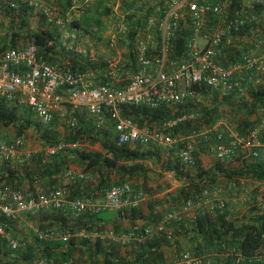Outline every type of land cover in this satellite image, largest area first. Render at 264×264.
Wrapping results in <instances>:
<instances>
[{"label": "built area", "instance_id": "obj_1", "mask_svg": "<svg viewBox=\"0 0 264 264\" xmlns=\"http://www.w3.org/2000/svg\"><path fill=\"white\" fill-rule=\"evenodd\" d=\"M137 8H148L149 0H136ZM23 7L39 14L44 22L52 27L61 28L64 20L60 16L57 0H0V18L5 8L19 11ZM246 7V8H245ZM162 9V8H161ZM129 12V13H131ZM121 11H112L109 16L113 40L129 34L127 15ZM159 16H149L146 27L139 30L136 41V71L125 85L116 86L113 82H126L119 77L118 65L109 66L110 81L96 85L89 73L75 72L68 65L49 63L41 54L37 45L27 43L17 48H7L0 54V101L8 105L30 110L42 123L50 127L64 106L69 108V128L79 124L80 113L93 118L98 128L113 123L115 140L119 145H144L164 148L174 153L185 167L195 166L196 153L202 141L213 142V151L218 159H226L245 154L257 159L264 147L261 133L264 132V114L258 128L248 135L235 133L226 140L222 129L223 118L200 130H194L187 136L173 135L171 130L180 122L192 121L196 113L185 114L173 120H167L160 126H139L123 115L124 106H145L150 109L160 107L174 108L189 102L198 104L203 91L218 93L222 98L237 96L244 99L252 89L264 88V28L260 23V14L244 6L240 12L232 13L230 6L211 0H167ZM189 23V29L183 23ZM248 27V33H241ZM262 31V32H261ZM186 33L183 50L174 53V40ZM157 34L159 42H156ZM251 37L254 40L247 52L240 54L236 61L224 62L227 50L233 49L236 37ZM204 37L205 44L199 40ZM257 48L263 52L258 54ZM264 111L260 109V111ZM84 115V114H83ZM25 136L19 135L12 141L0 138V160L13 159L23 152ZM71 148L81 144H70ZM65 144L46 147L48 155L54 156ZM83 171L68 170L65 178L69 183L48 191L14 189L11 186L0 187V236L14 253L27 248L26 242L15 239L6 229L5 220H13L22 214H40L49 210L69 212L80 215L86 212L101 213L108 210L138 208L144 200L143 187L131 183L113 186L106 193L105 201L95 203L89 197H73L70 185L87 179ZM242 179L228 184L225 188L215 185L205 188L198 196L185 200L182 206L168 212L163 219L151 225H134L126 232L106 234L95 233L100 238L109 237L122 246L131 243H144L160 235L172 222L182 229V212L189 210L225 213L228 202L220 195L227 191L233 193L243 185ZM264 182V181H263ZM35 234L40 240H68L71 234L62 233L58 228L36 227ZM82 237L85 236L81 232ZM79 235V233H78ZM77 236V235H76ZM87 236V235H86ZM223 254L229 260L214 262L210 258L184 252L177 264H243L245 256L235 248L223 246ZM255 259H264V246L261 255ZM13 264H24L14 262ZM37 264H76L72 258L55 262L40 258Z\"/></svg>", "mask_w": 264, "mask_h": 264}, {"label": "trees", "instance_id": "obj_2", "mask_svg": "<svg viewBox=\"0 0 264 264\" xmlns=\"http://www.w3.org/2000/svg\"><path fill=\"white\" fill-rule=\"evenodd\" d=\"M135 1L133 0L134 5L136 4ZM166 1L161 0L159 2L160 10L163 9ZM211 1L221 2L222 0ZM228 1H230V10L232 13L240 12L245 6V0ZM109 2L110 5H108ZM112 2L114 0H101L95 6L89 0H57V5L64 22H68V17L72 13L73 7H77L81 13L78 18H73L69 22L68 27L70 37L76 32L79 35L77 36L78 38L82 32L90 33L94 28L97 29L98 33L104 31L102 17L111 15L112 8L114 7ZM80 4L82 7H80ZM252 8L260 14L264 8V3L262 5L252 1ZM31 14L32 11L26 7H23L19 11L5 8L4 17L11 19V28L15 30L12 33L6 31L1 36L0 54L7 48H17L18 41L22 39L23 41L37 45L43 57L51 64L68 65L75 72L92 74L91 78L96 85L105 84L110 81L108 74L110 65L104 56L98 55V60H93L90 56H75L73 51L68 49L64 39H61V35L56 27L53 28L45 23L50 27L49 29L30 30L29 17ZM152 14L153 11L150 8L145 10L137 8L134 13L131 12L127 15L126 21L130 31L126 38H120L122 41L120 40L119 43L120 46H125V50L129 51V53L125 60L118 65L120 66L118 67L120 70L119 77L126 82L114 81L113 83L116 86L125 85L128 81V76L136 71L135 46L138 33L139 30L146 27V20ZM2 25L0 23V33H2L1 29L4 28ZM241 33H248V27ZM186 35L184 33L183 37H178L174 40L173 50L175 54L182 52ZM97 38L102 40L100 34H98ZM156 42H159L158 34ZM231 57L234 59V56ZM236 58H238V55H236ZM210 93L211 91L204 90L203 96L208 97ZM211 96L214 98V103L208 106H199V104H195L194 102H189L174 108L160 107L158 109H150L145 106H124L122 112L124 116L129 117L139 126H160L167 120H173L192 112L196 113L200 116L199 119L180 122L177 127L171 130L175 136H187L194 130L212 126L219 118L223 117L224 109L222 106H228L230 100L227 98L219 99L217 95L211 94ZM249 96V102L245 103L244 100L240 101V103L238 102L239 105L230 103L229 106L231 115L238 117L237 123L235 121L234 123L237 125V131L241 135H248L258 128L260 122L258 119L255 120L253 116L258 115V111L264 108V88L250 91ZM83 117L84 115L79 117V124L76 128L68 129L69 131L64 142H61L62 140L54 134L56 121L50 128H46L42 134L45 145L50 147H57L62 143H79L81 145L100 144L101 151L88 150L82 147L70 149L71 155L74 156L73 161L77 162L79 166H84L85 171H93L99 175V183L95 190L86 191L82 197H89L93 200L96 191L105 194L113 186L123 184L130 178L146 175L147 169L145 161L152 159L156 155V152L149 149L143 151L136 145H119L115 140V132H109L107 128H98L90 118ZM19 119L16 109L10 110L6 107L5 102L0 101V123L6 126L14 124L19 135L31 126L37 128L39 132L41 131V125L39 123L31 120L19 122ZM110 127L113 126L111 125ZM260 138L263 142V136ZM68 155L69 152L67 149H61L54 155L55 162L45 163L43 161L44 157L38 156L32 160H29V158L23 161L18 168L12 167L8 162L0 168V187L8 185L14 189L23 190L24 182L28 180L30 191H34L33 185L41 177L44 178L47 175L52 176L54 172L61 171L65 165H68L70 162L67 158ZM196 159L197 178L193 177L190 171L185 170L186 167L180 163L179 158L176 156L175 161H171L166 165V169L174 172L177 178H188V185L181 189L178 199L181 198L185 201L198 196L205 188H213L217 183V174H221L229 180L251 179L264 181V162H260L254 158H251L253 159L252 161L246 162L239 168H225L222 164H217L211 170L200 168L197 153ZM137 209L131 208L129 210L135 212ZM228 212L229 209L225 213L210 212L212 218L210 215L202 214L198 217L194 231L207 244H211L212 246L210 247H214L218 252L223 251V246L235 248L245 256V264H264V259H255L261 255V248L264 246V210L253 206L250 209V215H243L242 218H233ZM60 213L61 216L64 214L61 211ZM102 213L104 212L97 214L86 212L80 214L83 217L88 216L90 223L81 224L75 223V221V224L71 226L67 225V219L61 217L62 224L58 229L62 233L71 234L68 240H40L37 238L34 243L28 244L25 250L17 252L15 255L0 236V264H13L19 261L24 264H37V260L40 258H47L55 262L67 261L72 258L74 259V252L80 245L93 257L94 264H161L163 262L160 252L163 241L162 237L155 236L144 243L136 244L135 248L133 247L127 255H122L121 249L123 246L113 241V244L108 246L104 245L100 237H97L95 242H92L90 237L93 234L103 232L102 229L96 227V222L100 219L99 214L101 215ZM180 227L183 228L182 223ZM82 228L85 230H82ZM80 232L85 234L81 239L76 236ZM81 252L85 253L84 250ZM98 256L101 259H97L96 257Z\"/></svg>", "mask_w": 264, "mask_h": 264}, {"label": "crops", "instance_id": "obj_3", "mask_svg": "<svg viewBox=\"0 0 264 264\" xmlns=\"http://www.w3.org/2000/svg\"><path fill=\"white\" fill-rule=\"evenodd\" d=\"M89 1L92 4L97 5V2H100L101 0H89ZM160 1L161 0H149L148 8H150V10L153 11L152 16L155 17L159 16ZM252 1H254L256 4L259 3L262 5L264 1L263 0L244 1L247 3L244 5L249 7L250 11L257 13L255 10H253L254 8H252ZM112 3L116 4L118 9L124 13L131 12L132 9L135 7L133 0H114V2ZM108 5H110V2L108 3ZM131 5L132 7H130ZM72 9H74V7ZM58 10L60 12L59 8ZM36 14L32 12V14L29 17V24L30 22L34 23V25L36 26V30L49 29L50 27L45 24L43 18L39 14H38L39 16L37 17ZM0 22L4 26L9 22L12 23L11 19H9L8 17H3V20H0ZM260 23L262 28H264V8L260 13ZM183 28L186 30L189 29V23H187V21L183 23ZM27 43L28 42L23 41L21 39L18 41V47H21ZM199 43L201 45L205 44L204 37L200 38ZM253 43L254 40L251 37H240V36L236 37L234 48L227 50V54L223 58V61L226 63L236 61L238 59L236 58V55H238L239 57L240 54H242L243 52H247L248 49L251 48ZM256 52L258 54H261L263 52V49L257 48ZM231 56H234V59H232L233 57ZM105 57L107 58V55ZM132 74L133 73H131V75ZM131 75L128 77H131ZM90 76L92 77V74H90ZM211 94L217 95L219 99H223L221 96L218 95V93L211 91L208 97L203 96L202 98V101L206 103L205 105L207 106L212 105V103H214L213 102L214 98L211 96ZM248 98L249 97L241 99L238 98L237 96H232L230 98H227L228 100H230L228 106L227 105L222 106L226 110L225 112L226 115L224 117H221L223 118V124L220 125L221 126L220 128L222 129L225 139L227 141L230 140L231 137L238 132L237 128H234L235 126H237L235 123H234L235 125L233 123L232 125H230L227 122L229 118L231 119V122L235 121L237 123L238 120V117L231 116L230 113L231 109L229 108L230 103L238 104V102L240 103V101L248 100ZM6 107L10 110L16 109V113L20 118L19 122L31 120L39 123L41 125V131L39 132L37 128L31 126L28 129H26L22 134H20L25 136V144H24L23 152L13 159L0 160V168H2L8 162L11 164L12 167L18 168L23 161L29 158H30L29 160H32L33 158L38 156L44 157L43 161L45 163L55 162L54 156L48 155L46 151V147L48 146L45 145L44 140L42 146H39L38 144L34 145L33 143L30 142L31 135H34L35 137L39 135V137L42 138L43 132L46 130V128H50V127L45 126L40 120V118L34 115L28 109L17 108L8 104H6ZM260 113L261 112L259 110L258 115H254L253 118L255 120L258 119L259 122H262L261 117L263 115L261 116ZM83 114H84L83 118L88 117L93 121V118L90 115H88L87 113H83ZM83 114L80 113V117H82ZM69 115L70 112L68 106H64L63 109L57 115L56 125L59 126V124L62 122H66L67 124L70 119ZM199 118L200 116L196 114L195 120ZM111 125L113 126V123L108 122L107 126L104 128H107V130L109 129L108 130L109 132L114 133V128L110 127ZM209 127L211 126H207L206 128ZM18 136L19 134L17 133V129L14 124L6 126L0 123L1 139H4L6 141H12L16 139ZM65 137L63 138V140H65ZM263 139H264V135H263ZM97 145L100 146V144H95V145L84 144L81 146L86 147V149L88 150L101 151L102 149L101 148L99 149ZM70 146H71L70 144H65L63 148L65 150L67 149V151L69 152L67 158L70 160V162L68 163V165H65L61 171L54 172L52 176L47 175L44 178L41 177V179L36 181L35 184L33 185L34 190L42 189L44 191H48L53 188H57L69 183L65 178V173L68 170H72L74 172L83 171L88 176L86 180L77 181L72 184H68L70 185L71 195L73 197H82V195H84L86 191L95 190V188L99 183V175L93 171H89V172L85 171L84 166H79L77 162L73 161L74 156L71 155L72 153L70 152V149L72 148ZM131 146H135V145H131ZM136 146H139L143 151L149 149L156 152L155 153L156 155H154L152 159L145 161L146 169H147L145 176L130 178L125 182V183L127 182L131 183L139 187L140 186L143 187L146 191L145 198L135 212L129 210L130 208H123L122 210L119 211L108 210L102 213L101 215L99 214L100 219L99 221L96 222V227L103 230L102 234H106L112 231L126 232L137 224L143 226L156 224L160 222L163 219V217H165L166 214H168V212L179 209L184 202V199L180 198L181 199L180 200L178 198L180 197L179 195L181 189L184 186L188 185L187 183L188 178L182 177L181 179H179L176 177V174L174 172L168 171L166 169L167 163L171 161H175V156L177 157L174 151H170L164 148H154L144 145H136ZM197 156H198L199 166L204 170H211L217 164H222L225 168H239L240 166H243L246 162L253 160L245 154H238L226 159H218L215 155V152L213 151V142L206 143L204 141H202V143L199 144L197 150ZM256 160L260 162H264V147L260 149L259 158ZM196 167H197L196 165L192 167H186L185 170L190 171L193 177H196L198 172L196 170ZM217 177L218 179L216 185L222 186L224 188L228 184L237 182V180H229L228 178L222 176L221 174H217ZM242 180L244 181L243 182L244 184L239 185L240 187L236 188L233 193H228L227 191H224L220 195L222 199L227 200L228 209H229L228 213L233 218H242L243 215L249 216L250 209L253 206H257L258 208L264 210V182L258 180H251V179H242ZM23 190L30 191V184L28 180L24 182ZM105 198H106V193L103 194L102 192L96 191L93 200L95 203L101 204L105 201ZM244 202H248L251 205L243 206ZM247 207L248 209H246ZM63 213L64 214H62L61 216L60 212L58 213L57 211L49 210L35 215L22 214L13 220H5L4 224L6 226V229L12 234V236L15 239L26 242V244L28 245L34 243L35 240L37 239V236L35 234L36 227L52 226L58 228L62 224L61 217L63 219H67L68 226H71L72 224L75 223H81V224L90 223L89 222L90 218L88 216L83 217L82 215H75L69 212H63ZM89 213L95 214L94 212L91 211H89ZM202 214L210 215L212 218V214L210 212H207V210L184 211L182 212V226H183L182 229L177 230V225L172 222L167 226V228L163 233L157 235V237L163 238L162 245L160 247V252L163 258L162 260L163 262L161 264H177L178 259L186 251H190L195 255L205 256L207 258H210L214 262L229 260L226 254H223L221 251L218 252V250H215L214 247L213 248L210 247L212 245L209 243L207 244L206 241L201 236H199V234L196 231H194V228L197 225L198 217L201 216ZM82 230L85 229L82 228ZM77 237L81 239L82 237L81 232L79 233V235H77ZM97 237L99 236L92 235L90 237V240L92 242H95ZM101 240L103 241L105 246L113 244L112 240L109 237L101 238ZM135 246H136L135 243L124 245L121 249L122 255H127L133 249V247L135 248ZM83 250L85 251V253L81 252ZM96 258L101 259L100 256ZM74 260L76 264H94L93 257L90 256L89 252L86 251V249L81 245L74 252Z\"/></svg>", "mask_w": 264, "mask_h": 264}, {"label": "rangeland", "instance_id": "obj_4", "mask_svg": "<svg viewBox=\"0 0 264 264\" xmlns=\"http://www.w3.org/2000/svg\"><path fill=\"white\" fill-rule=\"evenodd\" d=\"M222 2H224L225 4L230 6V1L222 0ZM81 4H80V7H82ZM244 4H247V3L244 2ZM112 10L120 11L118 9V7L116 6V4H114V7L112 8ZM36 15H37V17L39 16L38 14H36ZM80 15H81V13L77 9V7L74 8L72 10V13L68 17V19H69L68 22H64V25L61 28H57L58 29L57 31L60 33L61 37L64 39V42L67 44L68 49L72 50L73 54L77 57H81V56L82 57L83 56L88 57V56H90L91 59L98 60L99 56L105 57L107 55V58L106 57L105 58H106V61L108 62L109 65L114 66V65L121 64V62H123L125 60L129 51L125 50V46H123V45L120 46L119 41L120 40L122 41V39H120V38L116 40V47L115 48L110 47V43L113 40V37L111 34L112 23H111L109 16H103L102 17L103 23L105 25L103 32L98 33L97 29L94 28V30L90 33L82 32L80 37H78V38H77V36H79V35H77L76 32H74L72 34V36L70 37L69 31H68L69 22H71L73 20V18H78ZM0 20H3V18H0ZM109 23H110V25H109ZM18 24H20V23H18ZM11 25H12L11 22L5 24V26L2 25V27L4 26V28L1 29L2 33H0V38L4 32L8 31L9 33H12V31L15 30V29L11 28ZM29 28L36 31V26L34 25V23L30 22ZM98 34L101 35L102 40H99L97 38ZM74 40H75V42H73ZM248 97L249 98H248V100H245V103L249 102L250 96H248ZM198 104L199 105L203 104L204 106H207V105H205L206 103H204L202 100ZM223 109H224V114H223V117H224L226 115L225 114L226 110H225V108H223ZM261 109H263V108H261ZM260 112H261L260 114L262 116L264 114V111L262 110ZM227 122L230 125H232V123L234 124V121L231 122L230 118L228 119ZM234 128H236V126ZM54 129H55L54 134L56 135V137H59V139L62 140L61 142H63L64 141L63 138L68 134V131H69L68 129H70V128L68 127V123L66 124V122H62L59 124V126L58 125L54 126ZM261 134H262L261 135V137H262L264 135V132ZM30 142L33 143L34 145L38 144L39 146H42L43 139L40 138L39 135L37 137H35L34 135H31ZM81 147L86 149V147H84V146H81ZM97 147L99 149L101 148L99 145H97ZM246 205L250 206L251 204H249L248 202H244L243 206H246ZM246 209H248V207Z\"/></svg>", "mask_w": 264, "mask_h": 264}]
</instances>
